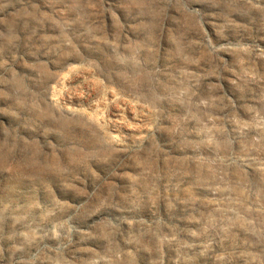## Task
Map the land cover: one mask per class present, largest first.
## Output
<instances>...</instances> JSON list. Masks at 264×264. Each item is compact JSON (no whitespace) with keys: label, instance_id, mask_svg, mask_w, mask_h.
I'll list each match as a JSON object with an SVG mask.
<instances>
[{"label":"rangeland","instance_id":"obj_1","mask_svg":"<svg viewBox=\"0 0 264 264\" xmlns=\"http://www.w3.org/2000/svg\"><path fill=\"white\" fill-rule=\"evenodd\" d=\"M0 264H264V0H0Z\"/></svg>","mask_w":264,"mask_h":264}]
</instances>
